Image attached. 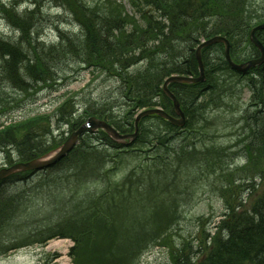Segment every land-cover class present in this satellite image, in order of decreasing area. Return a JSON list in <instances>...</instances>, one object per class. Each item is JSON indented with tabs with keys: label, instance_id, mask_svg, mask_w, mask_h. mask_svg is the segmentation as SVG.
<instances>
[{
	"label": "trees",
	"instance_id": "16d2710c",
	"mask_svg": "<svg viewBox=\"0 0 264 264\" xmlns=\"http://www.w3.org/2000/svg\"><path fill=\"white\" fill-rule=\"evenodd\" d=\"M73 1L60 0V4L74 16L80 27V34H75V37L58 30V40L49 45L39 37L30 35L33 33L30 22L34 18V9H26L19 14L15 11V4L6 6L8 4L0 3V7L5 6L9 13L2 16L12 30L19 33L16 41L0 36V82L23 91L28 84L26 77L29 78L30 86V82L43 81L45 73L53 71L59 58L70 55L80 58L86 66H97L120 80L121 91L118 97L126 104L123 114L126 122L119 125L110 114L108 117L100 114L99 117L121 132L133 131L134 115L142 108L161 106L165 111L173 112L171 101L163 93L161 85L164 78L172 73L198 74L194 52L200 38L206 39L215 34L226 36L231 43V55L235 61H243L259 54L249 39V31L254 25L264 21V9L259 13L248 0H128L132 13L126 11L118 14H114L112 9L109 13L100 11L82 0ZM106 1L110 7L115 3L112 0ZM255 33L264 44V29ZM215 48H220L218 57L212 59V62H208L209 59L205 61L208 51ZM22 54L27 58L20 64L19 56ZM35 58L39 60L40 66ZM202 59L206 75L204 82L169 84L186 115L183 127H177L164 118L151 114L140 121L138 136L132 144L116 143L104 131L98 130L102 139L90 146L94 149L105 147L132 157L143 153L145 159L151 162L156 160L154 163H158L160 168L168 166L169 169L174 168L176 162L194 159L199 153L203 155L202 163L207 164L216 177L221 178V188L230 184L233 191V187L242 186L228 175L224 178L221 176L226 166L220 164V161L226 150L216 149L207 141L203 131V120L208 115L204 113L205 107L210 103H216V108L221 103H228L239 106L238 122H241L237 135V142L240 143H234L233 146H239L244 163L235 168L249 167L257 161L259 167L255 171L258 176L247 179L238 194H230L214 232L207 234L210 243L204 245L205 242H198L199 247L194 253L192 245L183 243L176 246L169 238L170 230L175 227L177 213L170 201L158 199L154 185V178H161L158 171L149 180L150 187L145 190L151 202L146 211V206L140 200L128 199L124 191L112 192L115 184L110 180L109 171L113 167L105 165V171L101 168L98 176L88 175L91 180L85 183L82 177L83 182L80 183L85 185L89 181H101L106 186L103 194L90 197L86 203L84 193L80 194L81 189L74 192V196L85 204L83 213L87 216L79 223H68L73 228L71 231L65 229L67 235L72 236L75 241L71 248V254L75 257L73 264H83L87 259V264H132L151 245L166 242H169V252L174 264H264V64L245 73L237 72L230 68L224 58L222 43L204 47ZM138 63L143 64V68L132 71L131 68ZM226 75L244 78V87L250 94L249 101L251 103L255 100V113L261 115V123L252 121L251 117L255 118V113L249 114L250 104L244 108L238 101H227V80L230 77ZM64 116L57 122H64L66 117L71 120L72 112H67ZM151 118L156 120L158 129L166 127L171 134L167 136V132L162 130L153 134L151 125L147 124ZM227 118V124L223 126L226 128L230 124ZM34 126V123L25 125L21 139H16L9 132L0 133V150L5 154L6 163H11L14 155L20 157V160H28L36 157V152L38 154L46 149L48 152L55 148L50 143L55 140V136L50 133V138L44 137ZM48 129L43 128V131ZM88 134L93 132L85 133L78 145L59 161L44 168L41 175L49 171L61 174L66 170L71 177L82 176V166L78 163L88 157L87 142L84 139ZM176 134L181 139L180 144L174 146L171 139ZM152 136V139L159 141L149 142ZM62 139L64 138L58 140ZM146 142L149 143V148L135 147ZM162 149L163 155L159 152L150 155L152 150ZM102 156L107 157L108 151L105 150ZM90 170L94 171L96 168ZM150 170L148 168L147 171ZM26 173L28 172L17 173L6 179H18L22 186L27 185L30 182ZM133 177L137 178L138 174H128L129 180ZM139 191H143L142 186H137L134 194ZM221 192L226 190L221 189ZM242 193L251 198L248 204L242 203ZM29 194L26 190H13L0 195V231L4 227H10V222L19 215L21 206L13 207V202H16L13 197L25 203ZM119 217L124 222L117 227L115 221ZM36 237L30 231L26 240ZM9 240H12L9 244L0 240V249L5 247V253L26 245L13 238Z\"/></svg>",
	"mask_w": 264,
	"mask_h": 264
},
{
	"label": "rangeland",
	"instance_id": "374dc122",
	"mask_svg": "<svg viewBox=\"0 0 264 264\" xmlns=\"http://www.w3.org/2000/svg\"><path fill=\"white\" fill-rule=\"evenodd\" d=\"M82 1L108 13L111 9L114 14L126 11L132 13L128 0H112L115 1L112 7L106 0ZM248 1L258 9L259 13L264 9V0ZM0 3L8 4L6 6L15 4V11L19 14L26 9H34V18L33 20L30 18L33 33L30 35L39 37L46 45L57 41L58 30L72 35L80 34L76 19L60 4V0H0ZM0 9L2 10L0 11V36L11 41L18 40L19 33L12 30L2 16L9 14L6 12L7 8L2 6ZM219 50L220 48L210 49L205 56V61L209 59L208 62H212V59H216L220 54ZM35 62L40 66L37 58ZM140 68H143V64L138 63L131 70L135 71ZM23 76L26 77L24 74ZM226 77L230 76L226 75ZM26 81L28 84L23 91L11 87L8 83L4 85L0 82V133L9 132L16 139H21L24 135L23 127L34 123V127L41 131L42 136L50 138V133L55 136V140L50 143L52 147H56L64 140H58L62 137L61 131L66 137L72 129L77 128L90 116L99 117L102 114L108 117L110 114L119 125L126 122L123 117L126 104L118 97L121 91L120 80L103 72L97 66H86L80 58L71 57V55L61 57L55 62L53 71L49 74L45 73L43 81L30 82V86L29 78L26 77ZM227 87H229L226 93L229 103L238 101L239 105L241 104L244 108L250 104V94L249 90L244 87V78H228ZM215 105L216 103H210L204 109L205 115L208 114L207 119L203 120L205 138L216 149L226 150L223 153L224 158L220 161V164L226 166L221 176L224 178L228 175L241 185V188L233 187L231 191L232 185L230 184L221 188L222 183L219 182L221 178L216 177L209 166L202 163L203 155L199 153L194 159L176 162L174 168L169 169L168 166L160 168L158 163H154L156 160L151 162L145 159L143 153L141 156L132 157L105 147L94 149L90 145L97 144L102 139V134L96 131L84 138L87 142L88 157L78 163L82 166L80 168L82 176L71 177L66 170L61 174L55 171L42 175L41 172H32L30 175L25 174L30 182L27 185L22 186L18 179H6L0 185V195L13 192V190H26L30 193L25 203L13 197L16 200L13 202V207L21 206L19 215L10 222V227H4L0 231V240L9 244L12 241L9 239L13 238L26 245L7 253H5V247L0 249V264H73L75 257L71 254V248L75 242L72 236L67 235L65 229L71 231L73 228L68 223H79L87 216L83 213L85 204L74 196V192L81 189L80 194L84 193L86 203L90 197L103 194L106 186L101 181H89L85 185L80 183L83 182L82 177L85 183L91 180L89 176H98L101 168L105 171V165L113 167L109 171L110 180L115 184L112 192L124 191L128 199L140 200L146 206V211L151 202L145 190L150 187L148 182L156 176L155 173L158 171L161 178H154L158 199L164 202L170 201L177 213L175 227L169 232L172 243L176 246L186 243L192 245L191 249L194 250L198 249L199 243L207 244V234L214 232V225L222 217L230 194H238L239 190L244 188L243 185L247 179L257 177L255 170L259 167V163L255 161L249 167L235 168L243 164V159L239 156L240 152L237 148L229 147L233 133L223 126L227 124L225 123L227 117L228 122L239 120L240 115L237 109L239 106L221 103L216 108ZM67 112H72V119L66 117L64 122L58 123L57 120L65 117L64 114ZM232 113L234 114L230 116ZM147 124L151 125L153 134L160 130L167 132V136L171 134L166 127L162 126L158 129L156 120L153 118L148 120ZM43 128L49 129L44 132ZM152 138L153 136L150 137L149 142L159 141ZM180 139L181 137L176 134L171 139V144L174 146L180 144ZM148 145L149 143L146 142L135 147L149 148ZM105 150L108 151L107 157L102 156ZM0 152V168L26 160H20V157L14 155L13 161L6 163L5 154L2 150ZM45 152L47 149L38 154L36 152L34 156ZM155 152L163 155L164 150H152L150 155ZM107 158L108 160L103 164ZM91 168H96V170L92 171ZM148 168L151 170L147 171ZM129 173L138 174V177L129 180ZM137 186H142L143 191L134 194ZM221 189H225L226 192H221ZM241 195L242 203L248 204L251 201L248 194L242 193ZM122 222L124 220L121 217L117 218L116 226L118 227ZM30 231L37 237L26 240ZM64 232L66 234L62 235ZM88 260L83 264H87ZM132 264H174L169 252V242L151 245Z\"/></svg>",
	"mask_w": 264,
	"mask_h": 264
},
{
	"label": "water",
	"instance_id": "95a60500",
	"mask_svg": "<svg viewBox=\"0 0 264 264\" xmlns=\"http://www.w3.org/2000/svg\"><path fill=\"white\" fill-rule=\"evenodd\" d=\"M264 23L258 24L254 26L250 31V39L251 41L258 47L260 51V56L257 58L248 59L244 62L237 63L235 62L231 56H230V43L228 39L221 35H215L200 45H198L196 49V59L198 62L199 67V75L198 76H188V75H170L168 76L164 83H163V91L164 93L172 100L173 103V109L176 116L171 115L161 108H150V109H144L140 111L136 117H135V132L132 134H122L119 133L112 125L107 123L104 120L95 118V117H89L87 121L80 125L75 131H73L70 136L65 140L63 144H61L57 149L53 150L52 152L42 155L40 157L33 158L28 161H21L16 162L8 167H2L0 169V181L2 178L9 176L13 173L20 172V171H26V170H37L44 168L58 159H60L62 156L68 152L73 145L76 143L78 135L84 131L85 128H89L90 130H95L97 128L103 129L112 139L116 141H125L126 138L134 139V137L137 134V127L139 120L149 114H158L162 116L163 118L167 119L171 123L175 125L182 126L185 123V115L182 111L179 101L176 98V96L170 91L168 88V84L171 82H180V83H196V82H202L205 80V74H204V66L202 63L201 58V48L206 45H210L216 42H222L224 43V55L227 59L230 66L240 72H244L250 67H254L255 65L261 64L264 61V45L257 39L255 36V31L258 29H263Z\"/></svg>",
	"mask_w": 264,
	"mask_h": 264
},
{
	"label": "bare ground",
	"instance_id": "6f19581e",
	"mask_svg": "<svg viewBox=\"0 0 264 264\" xmlns=\"http://www.w3.org/2000/svg\"><path fill=\"white\" fill-rule=\"evenodd\" d=\"M19 57H20V64H22L24 62V60L27 58V56L25 54H22ZM262 64H264V61L261 64L255 65L253 68L259 67ZM254 102H255V100L251 101V103H250V111H249V114L250 113L252 114V113H255L256 112L255 106H254ZM254 115H255V118L254 117H251L252 121L253 122L256 121V123H261L262 122L261 115L260 114L257 115L256 113Z\"/></svg>",
	"mask_w": 264,
	"mask_h": 264
}]
</instances>
